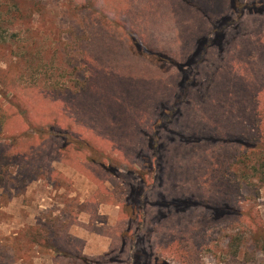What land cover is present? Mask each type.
<instances>
[{
	"label": "rangeland",
	"instance_id": "374dc122",
	"mask_svg": "<svg viewBox=\"0 0 264 264\" xmlns=\"http://www.w3.org/2000/svg\"><path fill=\"white\" fill-rule=\"evenodd\" d=\"M101 204L100 261L264 264V0H0V264Z\"/></svg>",
	"mask_w": 264,
	"mask_h": 264
},
{
	"label": "crops",
	"instance_id": "0c3cea01",
	"mask_svg": "<svg viewBox=\"0 0 264 264\" xmlns=\"http://www.w3.org/2000/svg\"><path fill=\"white\" fill-rule=\"evenodd\" d=\"M107 208H109V206H106L103 204L101 207H99L98 210L96 208L95 209L96 211L95 210L93 211L92 209H89V208L84 210V211H87L88 213L82 211L81 221L84 224H81L80 227L75 226L74 228L80 229V231L77 233V235L80 239H82L84 241L81 240V250L80 251L68 249L69 252L75 253L78 255L79 254L86 255V256L90 257L91 259H95L96 258L95 256H98V255L100 256V255H102L104 253H108V252H110L109 255H112V256L118 257V255H120V254H114L113 251H115V250H113V249H112V251H110L111 245L114 241L112 242L111 241L112 239H110V237L106 236L105 231H102V230L100 231V229H98L97 226H95L96 224L104 225L106 223V221L102 222L103 220L101 218V215L107 216L105 218L108 219L107 222H110V220L113 219V214L119 213V211H115V209H112L111 210V217H110L108 215L109 213L105 212V211H107ZM107 212H110V211H107ZM93 213L98 214L97 216L94 217L95 221L91 217V215ZM132 217H133V219H135V217H136V213H135V211H133V209H132ZM100 219H101V222H99ZM133 219H132V221H133ZM115 222H116V220H115ZM132 227H133V224H132ZM53 251H55V250H53ZM119 251H120V247H119ZM118 261L119 260H117V259H109V258L105 257L98 264H108V263L109 264H117ZM119 263H120V261H119Z\"/></svg>",
	"mask_w": 264,
	"mask_h": 264
},
{
	"label": "trees",
	"instance_id": "16d2710c",
	"mask_svg": "<svg viewBox=\"0 0 264 264\" xmlns=\"http://www.w3.org/2000/svg\"><path fill=\"white\" fill-rule=\"evenodd\" d=\"M205 139L206 140H209V141H211L212 143H216L218 140H216L214 137H212V136H207V137H205ZM226 143H229V141L227 140V141H225L224 140V142H223V144H226ZM151 144H152V142H151ZM153 145V144H152ZM240 147H243V146H245V148H246V151L247 150H256V149H258V147L257 146H255V145H250V146H248L244 141L243 142H241V144H238ZM88 146H89V148L90 149H92L91 151L92 152H98V151H96L92 146H90V144H88ZM246 151L244 152V155H246ZM247 152H249V151H247ZM99 153V152H98ZM155 155H156V152L154 153ZM240 157H243V155L241 156V154H240ZM242 159V158H241ZM231 165H229V166H225L224 168H226L223 172L225 173V177H226V175H231L232 174V169H231ZM141 175V177H142V179H144V177H143V174H140ZM239 182L240 183H242V181L241 180H239ZM233 183L234 184H237L238 185V181H232L231 182V179H230V184H231V186L233 185ZM137 189L139 190V187L137 186ZM136 195L137 196H139V195H142V193H136ZM136 205H137V201H136ZM133 207V206H132ZM133 209V211H135V213H136V217H135V219H133V217H132V219H133V221H132V224L133 225H135V228H134V230H135V233H136V230H138V231H140L141 233H142V231H143V229H144V227L142 226V227H140V222H141V220L143 219V221H144V216H142V217H140L142 214L140 213V210H139V207L137 208V209H134V207L132 208ZM161 214V213H160ZM231 215L232 216V212H230V213H228V215ZM227 216V215H226ZM226 216H224L223 218H219L220 220H223V219H225L226 218ZM160 217H161V215H160ZM162 218H165V214H162ZM135 233H132V238H134V239H136V238H139V237H136L137 236V234H135ZM139 236V235H138ZM49 243H50V247H52L51 248V250L53 249L54 250V241L53 240H51V241H49ZM56 246V245H55ZM46 248H49V246L47 245V246H45ZM142 249H139L137 252H133L132 253V264H135V261L136 260H138V261H140L141 262V257H140V251H141ZM69 252V251H68ZM65 254L64 255H66L67 257H69V258H74L75 260H77V261H81L83 264H98L99 262H100V259H91L90 257H88V256H86V255H81V254H75V253H67L66 251L64 252ZM135 254V255H134ZM150 254H153V252H150ZM143 255H144V253H143ZM157 261H158V259H157ZM164 264H169V263H165L164 262Z\"/></svg>",
	"mask_w": 264,
	"mask_h": 264
},
{
	"label": "flooded vegetation",
	"instance_id": "af4514ba",
	"mask_svg": "<svg viewBox=\"0 0 264 264\" xmlns=\"http://www.w3.org/2000/svg\"><path fill=\"white\" fill-rule=\"evenodd\" d=\"M135 227V225H133ZM133 228V227H132ZM133 239V238H132ZM135 240V239H134ZM135 255V254H134ZM157 259V258H156Z\"/></svg>",
	"mask_w": 264,
	"mask_h": 264
}]
</instances>
